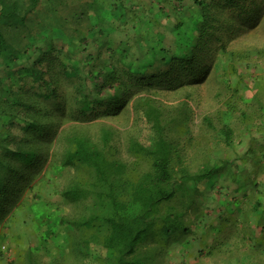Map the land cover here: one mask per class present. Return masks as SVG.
<instances>
[{"label": "trees", "instance_id": "1", "mask_svg": "<svg viewBox=\"0 0 264 264\" xmlns=\"http://www.w3.org/2000/svg\"><path fill=\"white\" fill-rule=\"evenodd\" d=\"M47 1L51 0H0V67L5 66L3 71L10 78L0 83V118L17 128L11 131L4 125L0 131V225L12 219L33 197H38V187L51 177L53 170L72 166L89 174L93 182H77L64 191V196L72 201L88 199L87 212L72 218L64 216L57 206L39 212L46 239L51 241L62 229L75 227L83 233L82 264L93 261L162 264L157 256L166 250L169 242L183 243L182 239L193 232L183 218L195 204L202 183L226 167L231 170L233 161L228 157L222 159L220 148H209L204 161L195 168L192 160H188L186 145V141H193V136L185 138L192 132L188 126L189 105H170L156 96L164 87L175 89L181 85L185 91L191 87L188 82L196 80L205 69L204 52L213 42L232 32L234 22H251L249 17L255 7L264 1L195 0L202 21H192L188 26H195L196 34L183 36L180 30L187 25L181 22L176 26L172 45H164L163 39L152 41L142 46L138 58L132 59L126 51L115 58L114 48L108 58L101 51L87 56L95 64L102 63L97 75L105 77L96 87L98 96L93 98L95 89H85L88 77L83 74L84 68L76 64L79 60L71 56L76 55L74 37L64 30L63 34L72 43L66 52L62 47L57 48L50 37L38 45L37 37L32 34L28 18ZM57 1L59 6L53 10L57 18L69 6L74 7L72 18L86 14L84 8L78 11L79 0ZM258 11L260 16L264 15V8ZM225 15L227 18L222 19ZM79 40L86 43L88 38L83 36ZM33 45L37 49L32 51ZM222 50L227 53L225 43ZM34 54H38L36 59ZM230 54L236 55L234 51ZM55 64L62 65L64 80L76 85L69 93L71 96L54 88L61 81L57 74L46 78L47 72H54ZM229 67L237 78L231 82L227 74V82L232 96L238 97L245 80L234 63ZM38 86H54L52 96L37 97ZM263 97L264 91L257 92L254 98L259 107L252 108V114L262 119ZM69 104L82 118L115 112L123 106L131 108L148 128L145 141H134L130 146L134 161L113 156V132L107 127L102 129L99 140L78 129L62 130L64 117L72 116L67 109ZM225 106L229 114L237 110L234 103ZM223 113L221 110L216 117L206 115L202 123L233 148L235 129ZM243 115L247 118L249 113L243 111ZM15 133H19L20 139L11 143ZM258 133L264 137V127L258 128ZM60 142L65 144L61 164L55 159L58 155L55 147ZM251 153L261 167L259 172H264V145L257 153L251 149ZM253 189L252 195H248L247 189L244 191L246 197L254 200L253 204L243 207L235 203L232 211L228 210L229 215L219 216L220 224L211 225L213 238L206 251L210 257L226 251L227 264H264V180L257 181ZM237 236L239 245L228 248L233 245L231 239ZM155 238L159 241L157 252L146 244ZM244 242H249L247 249L240 246Z\"/></svg>", "mask_w": 264, "mask_h": 264}, {"label": "rangeland", "instance_id": "2", "mask_svg": "<svg viewBox=\"0 0 264 264\" xmlns=\"http://www.w3.org/2000/svg\"><path fill=\"white\" fill-rule=\"evenodd\" d=\"M58 6L57 0L44 2L28 18L30 29L33 36L37 37L38 45L43 44L45 37H50L57 48L62 47L66 52L72 47V43L69 42V37L63 34L64 30L74 37L77 45L76 55L71 56L79 60L80 63L76 64L84 68L83 74L88 77L85 89H95L91 94L92 98L98 96L96 87L104 82L105 77L97 75L102 69V63L95 64V61L87 56L101 51L103 56L108 58L114 48L117 50L115 58L126 51L135 59L141 54L142 46H148L153 43L152 41L161 42L163 39L164 45H172L176 38V26L181 22L187 25L180 30L185 36L198 32L195 26L191 27L188 24L192 21L194 23L202 21L201 11L197 8L195 0H79L78 11L84 8L86 14L78 18L71 17L73 14L71 10L74 7L70 6L62 17L57 18L58 15L53 10ZM259 8H264V4L255 7L254 13L249 17L251 22L244 23L242 20L234 22V30L228 32L223 40L213 42L204 52V59L207 61L205 69L196 80L188 82H191V87H187L186 91L181 85L175 89L164 87L159 90L160 95L156 96L170 105L182 106L185 103L189 105L188 126L192 132L185 138L193 136V141H186V145L189 147L188 160H192L195 168L204 161L209 148L211 150L220 148V157L222 159L228 157L233 161L231 170L226 167L202 183L201 192L196 194L195 204L191 209H187L183 218L184 222L192 227L193 232L182 239L183 243L169 242L166 250L157 256L162 264H227L226 251L219 252L215 257L207 254L213 238L209 229L213 224H220L219 216L222 213L229 215L235 203H241L243 207L253 204L254 200L246 197L244 191L247 189L248 195H252L254 184L264 180V172H259L262 171L261 167L251 153V149L257 153L259 147L264 145V137L258 133V128L264 127V117L262 119L252 114V108L259 107L254 96L257 92L264 91V15L258 14ZM225 18L227 15L222 19ZM75 29L80 33H76ZM58 32L62 33L59 35ZM83 36L88 38L86 43L79 40ZM223 43L226 45L227 53L222 50ZM36 49L33 45L32 51ZM232 51L236 53L235 56L230 54ZM37 57L38 54H34L33 59ZM61 57L66 58L64 55ZM231 63L235 64L238 74L245 80L244 84L240 85L238 97L232 96L227 82L228 77L231 82L237 78L229 67ZM61 66L55 64L52 68L54 72H47L46 78L55 77L57 74L61 81L53 87L66 95L71 93L76 85L64 80ZM4 69L5 66L1 65L0 83L10 81ZM72 74L75 75L74 72ZM53 87H35L37 97L52 96ZM225 103H234L237 110L229 114ZM70 106L69 104L67 109L72 112V116L64 117L65 124L62 130L78 129L99 140L102 129L107 127L113 132L111 141L113 156L127 162L134 161L130 146L134 141H145L148 128L131 108L123 106L115 112H103L97 116L89 114L88 118H82ZM221 110H224L223 115H226L225 118L235 129L233 148L225 145L217 134L208 130L202 123L206 115L216 117ZM243 111L249 113L247 118ZM7 124L6 120L0 118V131L4 125L11 131L12 129L17 131L15 126ZM19 139V133H15L11 143H16ZM64 145L60 142L55 147L58 152L55 159L59 164L62 163ZM77 182L86 183L93 180L89 174L76 167L66 166L64 169L53 170L51 177L38 187L36 191L38 197H33L27 206L16 211L12 219L5 220L0 225V264L84 262V255L81 252L83 233L79 229L64 228L53 240L48 241L45 227L38 218L39 212L51 206H57L62 214L69 218L79 217L87 212L88 199L72 201L64 196V191ZM231 242L233 245L228 248L239 245V236L233 237ZM248 243L240 244L241 248L246 246L247 249ZM146 244L155 247L157 252L159 241L156 238L149 239ZM90 263L99 264L97 261Z\"/></svg>", "mask_w": 264, "mask_h": 264}]
</instances>
